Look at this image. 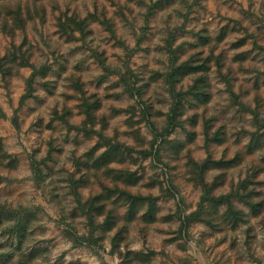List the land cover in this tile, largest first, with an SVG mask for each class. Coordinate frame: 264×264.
Returning a JSON list of instances; mask_svg holds the SVG:
<instances>
[{
  "label": "rangeland",
  "instance_id": "rangeland-1",
  "mask_svg": "<svg viewBox=\"0 0 264 264\" xmlns=\"http://www.w3.org/2000/svg\"><path fill=\"white\" fill-rule=\"evenodd\" d=\"M0 143V264H264V0H0Z\"/></svg>",
  "mask_w": 264,
  "mask_h": 264
},
{
  "label": "trees",
  "instance_id": "trees-1",
  "mask_svg": "<svg viewBox=\"0 0 264 264\" xmlns=\"http://www.w3.org/2000/svg\"><path fill=\"white\" fill-rule=\"evenodd\" d=\"M64 23V22H63ZM63 23H59L58 24V27L59 29L63 32V33H67V29L65 28L64 24ZM81 22H78V21H72L71 24L74 25L75 27H77L78 29H83V26H81V24H79ZM241 42H245V40H242ZM207 43V41H206ZM242 43V44H243ZM208 68H205L204 67V64H197V65H192L190 62L188 61H185L181 64H179L178 66H176L172 73L169 74L168 78H166V84L169 85L170 88L173 89L174 87V83H176L177 81V78H174V77H183V76H186V75H192V74H198V73H204L207 71ZM32 76L30 77L28 83H27V94H25V98L27 96H30L31 95V92L33 91V88L31 86V83H32ZM195 87H197L196 89L198 90L199 88L201 89L202 85L204 84V80L202 78H198L196 81H195ZM200 91V90H199ZM174 94V97H176V100H180L182 94L177 92V93H173ZM89 107H85V114L86 116L89 115L90 111H89ZM173 111V114L172 116H169V119H170V125L171 127L174 126V123L172 122V120L174 119L175 117V114H176V111H175V108L172 109ZM8 159V163L11 164L13 162V158H11L9 155H7V153H5V151L3 150L2 148V145L0 143V163H3L5 162V160ZM215 163V162H214ZM125 195V200H126V203H127V215L129 217V219H133L136 212H137V205L140 204V202H143V203H146L147 205V209H146V216L149 218L150 221L153 220V216H154V213H155V199L151 198V197H148V198H143V197H139V196H135V195H131L129 193H126L124 194ZM123 195V196H124ZM97 199L99 198L98 196L96 197ZM214 201L216 202H225L228 207H227V213L229 215V217L232 219L234 218L233 216L236 215L234 213V211L232 210L231 206H230V203L228 201L227 198L225 197H219V198H215ZM95 206V207H94ZM87 209L89 211H94L96 213H98V215H101L104 211H103V205L102 203H99L97 205H94V203H92V200L89 201L88 203V206H87ZM237 215H239L237 213ZM237 219H240V218H236L235 221H238Z\"/></svg>",
  "mask_w": 264,
  "mask_h": 264
}]
</instances>
